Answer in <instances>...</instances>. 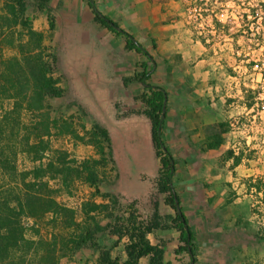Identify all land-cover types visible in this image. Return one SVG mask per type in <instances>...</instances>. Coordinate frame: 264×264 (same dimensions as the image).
Returning <instances> with one entry per match:
<instances>
[{"label": "trees", "instance_id": "obj_1", "mask_svg": "<svg viewBox=\"0 0 264 264\" xmlns=\"http://www.w3.org/2000/svg\"><path fill=\"white\" fill-rule=\"evenodd\" d=\"M50 2L35 0L36 8L45 13L47 24L45 30L36 31L26 15L24 0H2L0 30L20 27L22 32H12L5 41L8 46H12L14 40L18 41L17 55L6 60L0 58V100L11 103L10 110L0 119V138L8 140L7 135H15L9 117L18 115L21 110L31 114L35 118L33 130L37 141L30 142L27 133L20 141L21 152L33 163L40 164L19 173L16 188H13L16 193L10 188L0 190V264H59L61 258L72 264L75 256L86 250L96 255L93 261L87 260L83 264H140L142 259H146L147 264H196V237L180 205L174 185L176 160L163 135L166 115L163 105L167 93L150 83L154 65L151 55L133 35L100 13L88 0L93 21L112 36L123 38L124 50L139 57L132 75L122 78L121 83L124 88L129 84L139 87L140 93L133 99L140 107L120 118L141 116L150 124L157 175L153 179L155 193L151 196L153 211L144 215L138 210L136 201L117 211L126 198L120 192L103 193L101 190L116 187L119 178L108 130L99 124H94L90 130L82 125L83 133L78 134L73 129L72 119L51 118L49 102L65 98L67 92L62 87L66 76L60 72L58 57L50 48L57 23ZM254 15L257 17L258 14ZM260 17L264 23V14ZM212 21L222 27L213 16ZM244 105L247 109L253 107L248 102ZM207 129L209 136L202 144L203 152L219 149L229 125L224 122ZM52 130L56 131V136H69L76 143L92 147L95 157L77 163L66 161L67 154L63 152L44 164L49 149L45 139L53 135ZM0 158L5 170H14L8 159ZM226 158L233 159L234 167L239 164L240 158L233 157L231 152L226 153ZM57 178L65 188L77 179L91 189L92 201L81 205L79 222L74 210L57 202L54 197L57 190L48 187V180ZM97 199L102 202L97 203ZM47 215H51L49 223L54 227L58 222L63 225L65 235H53L50 240L40 236L38 225ZM25 220L31 221L29 229L36 238L26 236ZM157 230H173L178 234L171 262H165L164 243L153 245L150 242L149 236ZM73 264H80V261Z\"/></svg>", "mask_w": 264, "mask_h": 264}, {"label": "rangeland", "instance_id": "obj_2", "mask_svg": "<svg viewBox=\"0 0 264 264\" xmlns=\"http://www.w3.org/2000/svg\"><path fill=\"white\" fill-rule=\"evenodd\" d=\"M24 1L26 15L31 19L33 29L45 30V13L36 8L35 0ZM185 4L188 12H184L182 17L191 33L207 41V45L212 47L211 53L215 54L214 62L218 63L219 70L233 78L225 82L221 79L231 93L229 100L233 102L224 116L229 130L219 153H216L218 157L207 159L206 162L217 164L221 182L229 180L228 185L232 188L246 183L255 184L264 190V23L260 17L264 14V8L260 5L264 4V0H188ZM49 6L57 20L50 48L58 57L60 72L66 76L62 87L67 92L65 98L49 102L52 107L51 118L61 121L72 119L73 129L78 134L83 133L82 125L86 130H90L94 124L106 128L111 137L119 178L116 187H103L102 192H120L126 196V201L121 202L117 211L137 200L141 211L149 213L151 196L155 192L153 179L157 175V162L150 143V124L141 116L120 118L140 107L133 99L135 92L130 87L132 84L124 88L121 83L122 78L132 75L134 54L125 53L123 38L114 37L112 41L110 33L93 23L90 14L71 15L56 0H51ZM1 7L2 0L0 14H3ZM254 14H258L257 17ZM212 16L222 23V27L213 24ZM12 32L17 34L22 31L20 27L0 30V58L3 60L17 55L18 41L14 40L12 46L5 43ZM120 56L131 58L124 61L125 67H120L121 70L118 68ZM116 67L118 71L115 72ZM246 102L253 104V107L247 109L244 105ZM10 108V102L0 100V119ZM9 119L15 135H7L8 140L0 138V157L8 159L14 170H5L0 164V190L10 188L16 193L17 190L13 188H16L19 173L31 170L40 163H33L22 153L20 144L27 133L30 142L37 141L33 130L35 118L21 110ZM52 134L45 139L49 149L45 153L44 164L63 152L67 154L66 161L77 163L95 157L92 147L76 143L69 136H56L54 130ZM227 152L240 158L237 169L231 173L234 169L233 159L227 162L223 158ZM177 169L180 171L179 165ZM177 179L179 176L175 174L174 180ZM48 187L57 190L54 196L57 202L74 210L75 219L79 222L82 218L81 205L92 201L91 189L77 179H73L69 187L65 188L59 178L49 179ZM231 193L235 194L236 191ZM263 198L264 193L254 201L257 203H253L251 210L254 216L252 230H257L264 237ZM97 200L102 202L101 199ZM50 218L51 215L45 216L38 225L39 234L44 240H50L53 235L66 234L63 225L58 222L54 227L49 223ZM24 225L27 227L26 236L36 238L29 229L31 221L25 220ZM250 228L248 226V231ZM162 234L158 232V241L165 234L169 235L165 240H173L170 233ZM171 245L166 249L165 262L173 260ZM95 255L90 250L83 251L75 256L72 264L93 261ZM66 262L63 258L59 260V264Z\"/></svg>", "mask_w": 264, "mask_h": 264}, {"label": "crops", "instance_id": "obj_3", "mask_svg": "<svg viewBox=\"0 0 264 264\" xmlns=\"http://www.w3.org/2000/svg\"><path fill=\"white\" fill-rule=\"evenodd\" d=\"M56 1L61 2L69 14L87 13L93 21L88 0ZM91 1L100 13L147 49L154 62L150 83L167 93L163 135L176 160L179 179L174 180V185L180 205L196 237V264H264V237L252 230L251 210L264 190L255 184L241 183L232 188L229 180L221 182L218 165L206 160L218 157L216 153L222 145L217 150H201L209 136L207 128L226 122L225 111L233 102L229 100L232 96L227 86L222 83L233 78L219 70L212 47L191 33L183 20V13L188 12L185 4L188 0ZM111 37L113 41L114 36ZM129 54H134L135 66L139 57L133 52ZM128 59L130 56H120L118 68L125 67L124 61ZM130 87L134 96L140 93L137 85ZM133 201L142 214L152 213L151 200L149 213H143L137 200ZM158 232L149 239L153 245L164 243L166 256L169 244L172 251L176 247L178 234L173 230H160L163 234L170 233L173 240H165L169 236L165 234L158 241ZM140 264H147V260L142 259Z\"/></svg>", "mask_w": 264, "mask_h": 264}, {"label": "water", "instance_id": "obj_4", "mask_svg": "<svg viewBox=\"0 0 264 264\" xmlns=\"http://www.w3.org/2000/svg\"><path fill=\"white\" fill-rule=\"evenodd\" d=\"M165 108H166V101L164 102V105H163V113L165 112ZM178 206H177V210H178Z\"/></svg>", "mask_w": 264, "mask_h": 264}, {"label": "built area", "instance_id": "obj_5", "mask_svg": "<svg viewBox=\"0 0 264 264\" xmlns=\"http://www.w3.org/2000/svg\"><path fill=\"white\" fill-rule=\"evenodd\" d=\"M261 7H263V8H264V6H262V5H261Z\"/></svg>", "mask_w": 264, "mask_h": 264}]
</instances>
